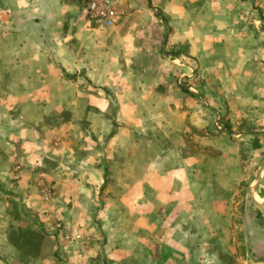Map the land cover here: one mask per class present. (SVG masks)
Instances as JSON below:
<instances>
[{"label": "crops", "instance_id": "0c3cea01", "mask_svg": "<svg viewBox=\"0 0 264 264\" xmlns=\"http://www.w3.org/2000/svg\"><path fill=\"white\" fill-rule=\"evenodd\" d=\"M114 2L0 0V264H264V0Z\"/></svg>", "mask_w": 264, "mask_h": 264}, {"label": "built area", "instance_id": "2783aa9c", "mask_svg": "<svg viewBox=\"0 0 264 264\" xmlns=\"http://www.w3.org/2000/svg\"><path fill=\"white\" fill-rule=\"evenodd\" d=\"M86 14L90 24L96 28L107 29L123 15V12L118 9L114 0H86ZM51 223L65 246L70 248L78 245L83 248L82 250L87 248L88 238L83 232L71 230L59 219L54 218Z\"/></svg>", "mask_w": 264, "mask_h": 264}, {"label": "rangeland", "instance_id": "374dc122", "mask_svg": "<svg viewBox=\"0 0 264 264\" xmlns=\"http://www.w3.org/2000/svg\"><path fill=\"white\" fill-rule=\"evenodd\" d=\"M85 231H87L89 233L90 230H85Z\"/></svg>", "mask_w": 264, "mask_h": 264}]
</instances>
